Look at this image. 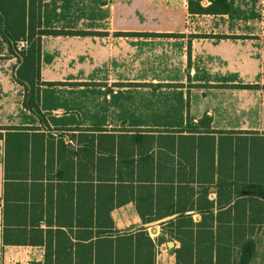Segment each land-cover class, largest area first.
<instances>
[{
	"label": "crops",
	"instance_id": "0c3cea01",
	"mask_svg": "<svg viewBox=\"0 0 264 264\" xmlns=\"http://www.w3.org/2000/svg\"><path fill=\"white\" fill-rule=\"evenodd\" d=\"M40 25L65 33L40 39L44 124L23 108L24 89L13 79L17 60L0 38V127L40 128L50 143L33 170L39 243L24 245L4 243V222L21 215L5 212L0 140V264H95V248L87 246L97 238L145 228L157 239L161 225L146 224L178 214L148 220L170 207L158 211L151 202L159 185L148 182L157 169L148 157L156 150L135 142L166 135L137 140L138 132L184 130L207 116L217 132L214 185L218 165L234 178L231 190L248 184L249 171L264 172V0H228L226 14L216 16L190 15L188 0H45ZM221 139L240 146L220 164ZM165 167L176 174L179 166ZM121 196L128 201L121 204ZM167 243L156 248L154 264H176L179 244Z\"/></svg>",
	"mask_w": 264,
	"mask_h": 264
},
{
	"label": "trees",
	"instance_id": "16d2710c",
	"mask_svg": "<svg viewBox=\"0 0 264 264\" xmlns=\"http://www.w3.org/2000/svg\"><path fill=\"white\" fill-rule=\"evenodd\" d=\"M43 1L0 0V38L8 47L9 56L17 60L13 79L24 89L22 106L42 124L40 39L42 36L65 34L41 30ZM203 2L209 4L203 6ZM227 9L228 0H188V13L192 16L224 15ZM20 42H25L26 46L19 50ZM210 123L211 119L205 116L197 123L188 121L184 130L138 132L137 140H141L140 134L144 133L166 135L164 141L157 138L150 143L135 142L156 150L153 156L148 157L149 161L157 164L153 181L148 182L159 185L155 192L151 191V202H155L158 211L170 207L148 220L172 214H178V217L162 224L160 236L155 240L149 237L145 228L133 234L97 238L87 246L89 250L95 248V264H154L156 248L168 241L179 244L178 249H172L176 264H252L257 248L255 239L258 236L264 238V181L261 179L264 172L249 171L248 184L231 190L230 182L234 178L228 180L221 175L222 167L219 173L218 165V184L214 185L215 143L212 135L217 132L211 130ZM44 135L40 128L0 127V140L5 141V212L21 215L19 222H4V243H39L32 232V212L37 203L32 183L36 178L34 168L41 166L43 153L49 151L50 143H44L49 138L45 139ZM239 146V143L225 144L221 139L217 147L220 164L225 152L236 151ZM170 162L179 166L176 174L167 172L165 166ZM211 194L216 195L215 200L209 199ZM126 201L128 198L121 196L120 203ZM189 212L197 213L200 220L194 222L192 215L186 214ZM77 245L79 248L80 244ZM79 263L82 262H75Z\"/></svg>",
	"mask_w": 264,
	"mask_h": 264
},
{
	"label": "rangeland",
	"instance_id": "374dc122",
	"mask_svg": "<svg viewBox=\"0 0 264 264\" xmlns=\"http://www.w3.org/2000/svg\"><path fill=\"white\" fill-rule=\"evenodd\" d=\"M203 6H207L205 2H203ZM152 236L154 237V235ZM263 261H264V240L261 237H258L257 238V252H256L255 258L252 263L262 264Z\"/></svg>",
	"mask_w": 264,
	"mask_h": 264
},
{
	"label": "water",
	"instance_id": "95a60500",
	"mask_svg": "<svg viewBox=\"0 0 264 264\" xmlns=\"http://www.w3.org/2000/svg\"><path fill=\"white\" fill-rule=\"evenodd\" d=\"M166 221H163V222H157V223H153V224H151L150 226H160V225H162L163 223H165ZM154 232V231H153ZM167 246L169 247V248H172L173 247V243L172 242H169V243H167Z\"/></svg>",
	"mask_w": 264,
	"mask_h": 264
},
{
	"label": "built area",
	"instance_id": "2783aa9c",
	"mask_svg": "<svg viewBox=\"0 0 264 264\" xmlns=\"http://www.w3.org/2000/svg\"><path fill=\"white\" fill-rule=\"evenodd\" d=\"M25 46H26V43L25 42L18 43V49L19 50L22 49V48H24ZM37 264H41V263H37Z\"/></svg>",
	"mask_w": 264,
	"mask_h": 264
}]
</instances>
